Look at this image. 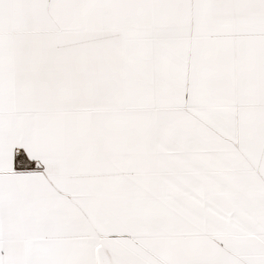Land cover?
<instances>
[{
    "label": "snow or ice",
    "instance_id": "snow-or-ice-1",
    "mask_svg": "<svg viewBox=\"0 0 264 264\" xmlns=\"http://www.w3.org/2000/svg\"><path fill=\"white\" fill-rule=\"evenodd\" d=\"M0 264H264V0H0Z\"/></svg>",
    "mask_w": 264,
    "mask_h": 264
}]
</instances>
